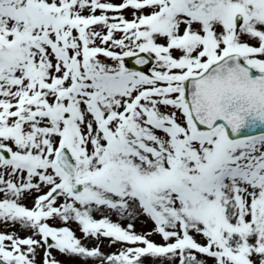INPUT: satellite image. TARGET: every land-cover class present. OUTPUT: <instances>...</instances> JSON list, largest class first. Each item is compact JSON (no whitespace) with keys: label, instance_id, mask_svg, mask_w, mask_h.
<instances>
[{"label":"snow or ice","instance_id":"1","mask_svg":"<svg viewBox=\"0 0 264 264\" xmlns=\"http://www.w3.org/2000/svg\"><path fill=\"white\" fill-rule=\"evenodd\" d=\"M0 264H264V0H0Z\"/></svg>","mask_w":264,"mask_h":264}]
</instances>
